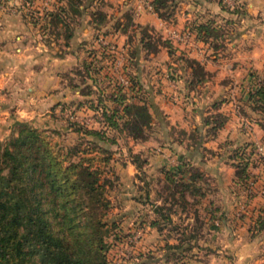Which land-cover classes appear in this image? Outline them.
I'll return each mask as SVG.
<instances>
[{"label": "rangeland", "instance_id": "rangeland-1", "mask_svg": "<svg viewBox=\"0 0 264 264\" xmlns=\"http://www.w3.org/2000/svg\"><path fill=\"white\" fill-rule=\"evenodd\" d=\"M211 1L215 5L216 12L207 10L203 0H166L165 6L161 7L163 12L161 20L179 23L178 27L169 31L172 35H176L173 36L176 42L194 41L192 35L188 39L179 37L182 33L180 30L190 23L195 25V23L208 21L210 25L220 30L214 36L215 39H209L211 38L209 37V42H205L202 48L204 59L210 63L213 62L216 66L218 64L217 69L210 72V75H206L204 72L199 73L200 70L198 71L197 67L195 71L199 74L193 73L189 82L183 83L181 80L180 88L189 91L192 86V88L196 87L195 77L205 79L204 83H198V89L202 88L201 91L204 94L203 100L198 97L200 105L198 107L197 104V107L200 111L214 109L222 95L240 100L237 95L244 94V98L252 99L253 89L262 82L264 77L261 63L258 64L256 71L247 72L246 75L249 73L250 78L244 83L242 79L238 80L232 74L230 75L231 72L227 68L231 61L230 57L236 52L229 56L230 42L237 41L236 55L240 56L248 53L245 51L247 45H257L258 48L261 46L260 43L264 40V28L261 29L264 27V14L257 10L250 16L246 11L245 0H234L232 6H227L221 0ZM256 1L260 5V1ZM42 3L43 0H0V25L11 27L23 24L35 27L36 30L43 26H57L63 31L58 33L61 38H64V28H74V40L82 44L78 52L79 59L75 64L70 65L69 71L61 75L65 83L68 85L72 83L75 86L71 85V87L77 89V92L73 93L74 100H70L71 109L75 108L77 102L111 105L112 101L110 97L107 98V95L110 96L109 93L112 92L113 87L127 86V80L123 83L117 76L118 73H122L121 65L124 63L120 61L125 59L126 73L135 79L139 87L135 95L144 99L142 101L148 105V110L149 108L152 110L150 125L142 127L136 138H132L120 129L108 135L95 136L86 133L83 128L68 124L62 116H56L55 119L48 117L43 123L36 124L37 128L47 130L50 141H54L62 148L72 145L91 147L92 142L88 141L93 140L94 145H98L97 147L101 149H109L111 152V158L105 168L102 164V175L108 179L104 191V197L107 198L108 203L101 214V219L105 223L104 255L108 263L259 264L262 262L264 260V228L251 227L248 215L242 210V204L245 205L243 203L245 193H250L252 190V187H249V181L243 185L234 177L235 185L232 184L234 186L230 189L232 167L226 164L227 162L224 163L222 157L211 156L208 148L206 149L207 146L198 147L196 152H192L198 137L196 128L189 129L186 137L183 135L187 145H181V148L186 150L187 156L190 154L188 158L177 148L168 147L166 135L170 128H167L160 109L152 107L149 103L148 93L150 88H153L152 85L160 90V86H169L178 74H184L182 69H178L179 64H170V60L180 64L185 62L189 65L188 61L176 60L180 58V55L173 51L174 48L171 47L173 44L167 42V30L153 23L144 27L134 26L128 10L131 9V5L124 4L122 0H47V5L44 7ZM49 11H58L60 19L49 18V16L44 18V13ZM182 11L186 12L187 18H183ZM84 27L87 30L82 31ZM251 27L258 29L256 35L253 36L250 32L244 34L247 28L251 31ZM36 30L33 37L39 34ZM119 33H122V39L117 42L115 34L118 36ZM121 43H126V48L122 53L119 52L110 64L111 56L107 54V49L116 48ZM109 44H113V47ZM164 47H166L165 54ZM260 51L261 49H254L257 55ZM6 57L8 58V55L1 56L0 62L5 61ZM84 66H87L86 71ZM153 78L154 81H150ZM160 78H163L166 83L161 84ZM2 81L0 78V87ZM169 96L167 94V98ZM241 101L240 107L245 103L243 99ZM65 109V113H68L69 110ZM245 109L249 117L264 126V109L246 107ZM189 110L191 109L187 108V114ZM88 111L76 109L78 119L87 122L94 120L96 115ZM59 112L61 111L57 109L56 113ZM3 117L4 114L0 112L1 141H5L15 129V120H12L10 116ZM118 120L121 119L118 118ZM191 122L198 125L199 117L187 116L180 124L188 127ZM8 123H11L9 130L6 126ZM178 127L180 126H175L172 132L180 136L182 133ZM199 131L202 136L210 132L209 130L204 132L202 127H199ZM238 132L237 140L245 139L242 130ZM257 142L261 146V154L264 155V137L258 138ZM100 153L104 156V151ZM123 159L131 161L134 166L126 165ZM184 160L193 167L188 169L190 173L194 170L207 173L203 176L205 198L207 200L214 195L216 203H198L196 198L191 199L192 196L189 193L186 194V198H181L179 191L182 186L179 178L185 179L187 171L177 169L179 177L173 178L175 181L172 180V182L168 178L170 170L178 168ZM232 163L233 161L230 164L235 168ZM134 167H136L135 171ZM257 169L260 171L261 167ZM250 179L260 184L259 187L264 184L262 174L259 172L252 175ZM262 206H264V200ZM172 244L174 246H171ZM241 257H243L242 260Z\"/></svg>", "mask_w": 264, "mask_h": 264}, {"label": "trees", "instance_id": "trees-1", "mask_svg": "<svg viewBox=\"0 0 264 264\" xmlns=\"http://www.w3.org/2000/svg\"><path fill=\"white\" fill-rule=\"evenodd\" d=\"M147 1L149 9L161 17V7L165 6L166 0ZM44 14V18L60 19L58 11ZM185 30H190L193 40L201 48L209 42V37L215 39L220 31L208 21L195 25L190 23L180 32ZM106 52L111 56L110 64L119 54L117 48H108ZM188 63L192 73L204 72L194 58L188 59ZM197 67L199 73L195 71ZM84 68L86 71L87 66ZM121 70L127 86L113 87L110 96L107 95L111 105L77 102L71 109L70 100L58 101L55 105L56 109L67 108L69 112L90 110L96 115V125L87 126L71 120L62 112L57 117L62 116L68 124L95 136L108 135L120 129L132 138L138 137L140 129L150 125V112L142 101L144 99L135 95L139 87L126 73V62L122 63ZM251 95L252 108L264 109V80ZM98 113L101 119H97ZM223 120L219 113L212 114V125L208 130L212 131ZM14 123L13 132L5 141L0 140V264H110L104 255L105 223L101 219L103 208L108 203L104 197L108 179L102 175V164L105 168L111 158L109 149L97 147L93 140L88 142L95 147L72 145L62 148L50 141L47 130L25 120H15ZM252 144L244 142L231 151L234 177L243 185L260 172L258 167L264 165V155L254 154ZM101 151H104V156ZM190 168L193 167L184 160L178 168L170 170L168 180L175 181L173 178L179 177L177 169H184L186 178H179L181 198L189 193L191 199L196 198L198 203H212L211 199L205 198L203 174L199 170L190 173ZM254 184L250 193H245L242 210L248 215L251 227L264 228V206H256L255 199L258 189L264 198V185ZM259 264H264V260Z\"/></svg>", "mask_w": 264, "mask_h": 264}, {"label": "crops", "instance_id": "crops-1", "mask_svg": "<svg viewBox=\"0 0 264 264\" xmlns=\"http://www.w3.org/2000/svg\"><path fill=\"white\" fill-rule=\"evenodd\" d=\"M259 1L260 5H258L256 0H245L247 7L246 11H248L250 16L256 13L257 10H259V13L264 14V0ZM122 2L124 4L130 3L131 9L128 10L131 19L134 22V26L141 25L144 27L153 23L155 25H161L164 30H167V38L170 43H173V45H171V47L174 48L173 51L180 55V58L176 59L177 61L181 59L182 61H188V59L194 58L202 65V71H204L206 75H210L213 70L217 69V66H219L218 64L216 66L213 62L210 63L204 59V51L198 43L191 40L187 42H176L173 40L174 37L169 31L174 30V27H178L179 23H171L161 20L154 11L146 7L144 0H122ZM203 2L207 7V10L216 12L215 5L211 0H203ZM191 7L194 8L193 6ZM184 13L182 11L181 15H184L183 18H187L185 17L187 16L186 12ZM59 28L60 27L57 26H43L36 30L35 27L23 24H17L16 26L11 27L0 25V57L8 55V58L6 57L7 59L5 61L0 62V78L3 80L0 87V96L3 98L0 99V112L4 114L3 118L10 116V118L12 117V120H25L36 126L37 122L43 123L45 118H56L57 109L55 105L58 101L74 100L73 93H75L77 89L65 83L61 75H64L69 71L70 65L75 64L79 59L78 52L82 44L74 40V28H64V38L59 36L60 34L58 33L63 32ZM263 28L264 27H261V29ZM35 30L39 32V34L37 33V37H33L35 36ZM81 30L85 31L87 28L84 27ZM247 32H250V34L255 36L258 29L256 27H251L250 31V29L247 28L244 34ZM50 34L53 36H49ZM115 36L117 37V42L119 39H122V33H119L118 36L115 34ZM236 42L237 41L229 43V56H231L234 51L236 52L233 55L234 57H230L231 63L229 62L227 68L228 71L231 72L230 75L232 74L234 78L238 80L242 79L244 83L250 78L246 75L247 72L255 70L258 67V64H262L261 68L264 71V40L260 43L261 46L259 48L257 45L253 44L247 45L245 51L248 53L242 56L236 55L238 53V44H236ZM126 46V43H121V45H117L116 48H119V52L122 53ZM175 47H179L180 49H176ZM35 49H38V51ZM164 49L165 54L166 47H164ZM254 49H261L260 56L254 53ZM118 58L121 59V57ZM122 61L125 62V59L121 60L120 63ZM169 63L174 65L179 64L180 68L178 69H182L184 74H178L172 84L167 82L169 86L159 85L161 87L160 90L155 89L154 85H152L153 88H150V93H148L150 105L160 109L166 120L167 128H170V131H167L166 144L168 147L177 148L180 153L187 156V153L185 152L186 150L181 148V145H187V140L184 139L183 135L186 137L189 129L193 130L196 128L198 130V137L195 142L196 147L192 152H196L198 147L201 148L202 146H207L206 149L208 148L207 150L211 156L222 157L224 163L227 162L226 164L232 167L230 174L231 183L229 184V188L232 189L235 185V178L234 168L230 164L233 161V156H231L230 153L231 149L244 142H257L258 138L264 137V126L260 125L255 119L249 117L247 109H245V107L248 109L252 108L251 99L244 98V94L237 95L240 100H235L231 96L222 95L219 97L220 102L215 104L214 109L210 108L200 111V109L198 110L200 105V99H198V97L203 100L202 95L204 94H202V88L198 89V83H204L205 79L195 77L194 81H196V87L192 88V86L189 88V91L188 89L185 90L184 88H180L182 81L183 83L189 82L190 78L193 77L192 67L185 62H181L180 64L170 60ZM237 65L243 66L241 68L235 67ZM211 66L213 69H209ZM262 78L264 79V77ZM160 80L162 81L161 84L166 83L163 78H160ZM150 81L153 82L154 78ZM155 84L157 85V82H155ZM174 87H177V89H174ZM167 94L170 95L169 98H167ZM242 99L245 103L240 107ZM192 100H195L196 102H193ZM21 101H23V105L20 103ZM187 108L191 109L188 114L186 113ZM21 111L28 112L32 118L22 117L20 115ZM151 111V108H149L150 113ZM214 113H219L224 120L215 127V129L208 132V127L212 125L210 118ZM187 116H190V118L192 116H195V118L199 117V124L195 125V123L191 122L188 127H183L180 122L184 121ZM6 126L9 130L11 128V123H8ZM175 126H180L178 127L180 128V133H182L180 136H177L172 132ZM199 127H202V130L208 132V134L202 136ZM240 130H242L245 139L238 141L236 136ZM210 143L211 145H209ZM212 143H214V145H212ZM190 146L191 145H189V147ZM188 156H190V154ZM188 156L186 158H188ZM123 160L127 163L126 165H133L129 160ZM199 169H201L200 166ZM135 170L136 167H134V171ZM202 174L203 176L207 175L205 171H203ZM255 193V199H257L256 206H260L262 205L264 198L260 196L259 189L256 190ZM210 199L212 200V203H216L214 195L211 196Z\"/></svg>", "mask_w": 264, "mask_h": 264}, {"label": "built area", "instance_id": "built-area-1", "mask_svg": "<svg viewBox=\"0 0 264 264\" xmlns=\"http://www.w3.org/2000/svg\"><path fill=\"white\" fill-rule=\"evenodd\" d=\"M224 4H226L227 6H232L233 4H234V0H221ZM144 2H145V5H146V7L147 8H150V5H149V3H148V1L147 0H144ZM47 5V0H43V3H42V7H44V6H46ZM173 36H176L175 34H173ZM179 37H182V39H188V38H190L191 37V32H190V30H185V31H183L180 35H179ZM109 46L110 47H113V44H109ZM118 79L121 81V82H123V83H125L126 82V79H125V77H124V75L122 74V73H118ZM65 108H58V110H60L64 115H66V117H68L69 119H71V120H76V121H79V122H81V123H84L85 125H87V126H94V125H96V120L94 119H91V121H89V122H87V121H82L81 119H78L79 117H78V112H68V113H65V110H64ZM80 116H82L81 114H79ZM102 118V116H101V114L100 113H98V115H97V119H101ZM84 120V119H83ZM251 151L254 153V154H261V146H260V144L259 143H257V142H253V144H252V146H251ZM259 173H261L262 174V179H263V181H262V183H264V165L261 167V169H260V172ZM256 178V177H255ZM255 182V180H250L249 181V184H250V188L252 187V184ZM264 185V184H263ZM241 208V207H240Z\"/></svg>", "mask_w": 264, "mask_h": 264}, {"label": "clouds", "instance_id": "clouds-1", "mask_svg": "<svg viewBox=\"0 0 264 264\" xmlns=\"http://www.w3.org/2000/svg\"><path fill=\"white\" fill-rule=\"evenodd\" d=\"M218 10V9H217ZM0 99H3L2 97H0ZM22 105H23V101H21L20 102ZM30 103H31V101H30ZM20 115L21 116H24V117H28V118H32V116H30L29 114H28V112H26V111H21L20 112ZM243 259V257H241V260Z\"/></svg>", "mask_w": 264, "mask_h": 264}]
</instances>
